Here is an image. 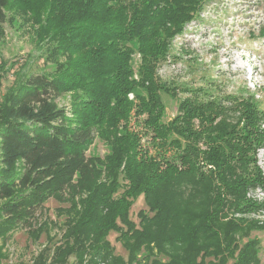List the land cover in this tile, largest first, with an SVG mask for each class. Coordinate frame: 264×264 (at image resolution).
I'll return each mask as SVG.
<instances>
[{"label": "trees", "instance_id": "trees-1", "mask_svg": "<svg viewBox=\"0 0 264 264\" xmlns=\"http://www.w3.org/2000/svg\"><path fill=\"white\" fill-rule=\"evenodd\" d=\"M206 1L0 0V24L24 18L42 47L56 43L58 63L18 72L0 97V264L18 229L52 243L32 264H261L260 240H241L264 230L248 218L264 210L248 197L264 190V109L184 88L191 95L165 121L162 94L179 89L161 80L159 63ZM13 66L0 64V94ZM67 93L71 117L56 101ZM96 139L108 144L104 157L89 151ZM141 196L148 209L136 224ZM50 199L65 205L59 244L57 224L38 222Z\"/></svg>", "mask_w": 264, "mask_h": 264}, {"label": "rangeland", "instance_id": "rangeland-1", "mask_svg": "<svg viewBox=\"0 0 264 264\" xmlns=\"http://www.w3.org/2000/svg\"><path fill=\"white\" fill-rule=\"evenodd\" d=\"M262 29L264 0H207L199 15L186 25L184 33L173 40L169 55L159 63L158 75L161 80L179 89L176 98L162 94L167 112L165 121L172 119L178 112L179 103L191 95L184 92V88L203 89L213 96L251 97L264 109ZM36 36L37 28L26 23L22 17L16 16L14 20L0 24V64H14L3 81L0 97L15 81L18 72L30 76L57 71L58 63L52 57L56 43H47L42 47ZM139 61L140 56L136 54L135 70ZM73 99V93L56 99L59 106L66 108L69 117L72 116L70 109ZM107 146L96 139L89 151L104 157L109 152ZM256 158L264 175V148L258 149ZM248 197L262 202L264 190L250 189ZM64 206L50 199L38 213L39 224L46 220L57 224L51 231L53 244H59L61 239L65 217H59L57 210ZM147 209L143 196L139 197L131 209V219L138 224L139 212ZM248 218L264 224V210ZM117 236V233L112 232L109 240L116 255L127 259L128 254L121 243L116 241ZM252 238L260 240L259 257L261 264H264V230L252 231L241 240V244ZM48 243L46 233L35 243L30 239L28 230L18 229L7 238L4 249L6 258L2 264H32L34 257L44 247L52 246V243Z\"/></svg>", "mask_w": 264, "mask_h": 264}]
</instances>
